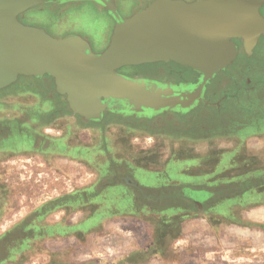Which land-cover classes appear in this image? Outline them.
<instances>
[{"label": "rangeland", "instance_id": "374dc122", "mask_svg": "<svg viewBox=\"0 0 264 264\" xmlns=\"http://www.w3.org/2000/svg\"><path fill=\"white\" fill-rule=\"evenodd\" d=\"M149 1L116 3L126 17ZM19 20L56 37L79 34L95 52L107 46L113 27L112 18L93 3L43 5ZM254 55L241 50L234 62L246 91L255 83L252 71L264 73V37ZM129 67L119 72L141 71ZM184 69L177 70L176 80L196 78ZM236 89L225 86L221 94L236 99ZM262 89L240 108L222 112L215 124H200L196 133L189 131V122L172 129L109 117L86 122L70 113L47 76L19 78L1 90L0 139L11 127L25 133L28 123L40 145L13 149L0 142V264H264ZM31 108L40 109L43 120L29 117ZM244 117L251 125L242 126ZM108 160L124 164L123 177L140 170L172 184L153 194L172 197V209H114L117 196L94 185ZM184 187L209 191L204 197L211 198L203 207L185 202L178 195Z\"/></svg>", "mask_w": 264, "mask_h": 264}, {"label": "water", "instance_id": "95a60500", "mask_svg": "<svg viewBox=\"0 0 264 264\" xmlns=\"http://www.w3.org/2000/svg\"><path fill=\"white\" fill-rule=\"evenodd\" d=\"M87 2L113 20L108 44L101 52L78 34L56 37L19 20L43 5ZM263 3L151 0L123 17L116 0H0V91L19 78L47 76L70 113L86 122H99L106 112L139 118L183 114L199 105L219 106L204 96L206 86L235 62L240 53L237 42L245 56L255 57L254 48L264 37V16L259 12ZM149 16L155 21L142 29L141 20ZM155 28L162 33L155 34ZM170 62L190 69L198 80L161 84L119 73L127 66Z\"/></svg>", "mask_w": 264, "mask_h": 264}, {"label": "flooded vegetation", "instance_id": "af4514ba", "mask_svg": "<svg viewBox=\"0 0 264 264\" xmlns=\"http://www.w3.org/2000/svg\"><path fill=\"white\" fill-rule=\"evenodd\" d=\"M263 5L260 7L259 12L261 11ZM259 42V41H258ZM238 43V42H237ZM258 45V43H257ZM256 45V46H257ZM238 46L240 44L238 43ZM256 48V47H255ZM254 48V49H255ZM241 47H239V51L241 52ZM131 68V67H129ZM132 68H141V71L137 72L135 75L130 74H124L125 76H128L130 78H139V79H145V80H151L155 81L161 84H184V83H195L198 80V75H196L195 79L188 80H176V73L178 69H184L182 67H179L175 63H156V64H150V65H142L139 67H132ZM120 70V69H119ZM188 70V69H184ZM190 71V70H189ZM241 71V69L235 68L234 63L227 67L224 71L218 73L206 86L205 90V97L210 102H219V106H201L199 105L197 108L183 114H177L174 112H164L157 114L155 116L151 117H139L135 118L132 116H125L122 117L120 115H115L111 113H105L102 117V119L99 122H93V123H101L103 122L107 117L112 118L114 120H117L119 122H128L133 121L135 123H147L150 125L157 124L158 126H165L167 128H174L177 125H180L184 122H189L187 127L189 128L190 132L196 133L195 130L200 129V124L202 125H213L217 122L219 118V115L222 114H229L232 112V110L236 108H240L245 100L247 98H257L258 93L263 91L264 86V73L262 70L258 71L253 70V75H251V79H254L251 85V91H246L243 87L244 85L241 84V81H239L238 74ZM262 73V74H260ZM223 74L225 76L224 80H218L217 77ZM232 85L233 88L236 89L237 94H239L238 97H236L235 101L232 102L234 99L229 100L232 97H229L228 95H222L221 92L225 86ZM165 88L167 86H164ZM186 88H189L190 86H185ZM171 88V87H169ZM240 88V89H239ZM175 93V90H173ZM254 94V95H253ZM217 97V98H216ZM215 98V99H214ZM213 99V101H212ZM238 106V107H237ZM40 109L37 108H31V110L28 112L29 117L32 115L39 117V119L44 118L43 113L38 112ZM33 111H36L37 113H34ZM52 111H55V108L52 109ZM28 115V114H27ZM80 120V119H79ZM247 117H244V127H247L251 124H249L250 121L247 122ZM154 123V124H153ZM24 126L23 124H21ZM28 126V129L30 128V124H26ZM198 126V127H196ZM133 127V126H132ZM134 128H138L136 125H134ZM27 129V128H26ZM27 129V130H28ZM22 129H17L11 127V129L6 134L5 138L0 139V142L3 144V146H12L13 149H15V146H20V144H28L31 149L35 148V150H38L37 145H40V139H38L33 134L29 133L27 130L25 133L21 131ZM144 130L147 131L146 127ZM27 149V147H25ZM75 158V157H73ZM76 159H79L78 157ZM46 160H41V166L45 167V169H49L47 165ZM126 167L124 164H117L112 165L111 161H107V163L102 167L101 169V175L99 178H95L94 185L100 184L101 188H103V193L108 192L109 196H117V203H115L116 206H114V209H129L133 208V206L138 205V208L141 209H155L161 206L163 209H172L171 207V200L172 197H167L162 194H157L156 196L153 194L158 193L163 187L168 188L172 187V184L168 183H162V179L160 176H156L155 174L151 172H141L140 170H137L133 172V174L129 177H123L121 176L122 172H124ZM42 174L47 173L46 171H42ZM91 187V186H90ZM87 192H92V187L88 188L86 190ZM85 190H82V193L86 192ZM77 192L74 193L76 195ZM79 193V192H78ZM151 193L152 195L146 196L144 194ZM209 191L205 190H195L190 187H184L181 192H179V196L182 198H186L185 202H189L195 206H201L203 207V204L205 201H208L211 197H204V195H209ZM80 195V194H77ZM140 195V197L138 196ZM139 198H145L144 202H139ZM205 198H207L205 200ZM74 201L79 199H73ZM168 200V201H166ZM186 205V204H185ZM140 206V207H139ZM159 209V208H158Z\"/></svg>", "mask_w": 264, "mask_h": 264}, {"label": "bare ground", "instance_id": "6f19581e", "mask_svg": "<svg viewBox=\"0 0 264 264\" xmlns=\"http://www.w3.org/2000/svg\"><path fill=\"white\" fill-rule=\"evenodd\" d=\"M163 9L164 8H160V11H163ZM26 14V13H25ZM108 14V13H107ZM109 15V14H108ZM155 20L154 19H152V16H149L148 18H146V19H142L141 20V27H142V29L144 28V27H147V26H149L151 23H153ZM160 25V24H159ZM35 27H37V26H35ZM172 27H173V25H172ZM41 28V27H40ZM44 29V28H43ZM171 32H172V29H171ZM154 33L155 34H159V33H162V29L161 28H155L154 29ZM79 35V34H78ZM81 36V35H80ZM90 43V42H89ZM170 43L171 44H173V42H172V40L170 41ZM161 48H163L162 46H161ZM166 48V47H165ZM173 54V51H170V55H172ZM125 76V75H124ZM126 77H128V76H126ZM130 78V77H129ZM163 88H165V87H163ZM166 91H168V90H166ZM173 91V90H172ZM175 92H176V90H175ZM175 94V93H174Z\"/></svg>", "mask_w": 264, "mask_h": 264}, {"label": "trees", "instance_id": "16d2710c", "mask_svg": "<svg viewBox=\"0 0 264 264\" xmlns=\"http://www.w3.org/2000/svg\"><path fill=\"white\" fill-rule=\"evenodd\" d=\"M88 3V2H87ZM73 4H75V3H73ZM77 4H84V3H77ZM92 4V3H91ZM66 5H72V4H66ZM66 5H64V6H66ZM53 6H55V5H53ZM194 73V72H193ZM196 74V73H195Z\"/></svg>", "mask_w": 264, "mask_h": 264}]
</instances>
